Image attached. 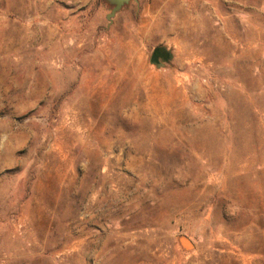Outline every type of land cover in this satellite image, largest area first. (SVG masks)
<instances>
[{"label":"rangeland","instance_id":"1","mask_svg":"<svg viewBox=\"0 0 264 264\" xmlns=\"http://www.w3.org/2000/svg\"><path fill=\"white\" fill-rule=\"evenodd\" d=\"M110 10L0 0V264H264V0Z\"/></svg>","mask_w":264,"mask_h":264},{"label":"water","instance_id":"2","mask_svg":"<svg viewBox=\"0 0 264 264\" xmlns=\"http://www.w3.org/2000/svg\"><path fill=\"white\" fill-rule=\"evenodd\" d=\"M105 1L111 6L110 13L106 15V19L108 21H111V19L115 16L117 12H119L130 1H135V0H105ZM159 49L165 54V59L163 61L171 59L170 52L165 51L164 48H159ZM159 49H156V50H159ZM152 63L155 65H158L156 62H152Z\"/></svg>","mask_w":264,"mask_h":264},{"label":"flooded vegetation","instance_id":"3","mask_svg":"<svg viewBox=\"0 0 264 264\" xmlns=\"http://www.w3.org/2000/svg\"><path fill=\"white\" fill-rule=\"evenodd\" d=\"M159 49V48H157ZM152 62L159 63L161 60L165 59V54L162 52L160 49L159 50H154V53L152 54Z\"/></svg>","mask_w":264,"mask_h":264},{"label":"bare ground","instance_id":"4","mask_svg":"<svg viewBox=\"0 0 264 264\" xmlns=\"http://www.w3.org/2000/svg\"><path fill=\"white\" fill-rule=\"evenodd\" d=\"M179 43V42H178ZM202 64V63H201ZM177 85V84H176Z\"/></svg>","mask_w":264,"mask_h":264}]
</instances>
